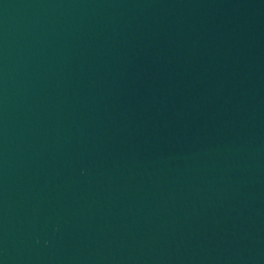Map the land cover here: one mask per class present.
I'll return each mask as SVG.
<instances>
[{"label": "water", "instance_id": "water-1", "mask_svg": "<svg viewBox=\"0 0 264 264\" xmlns=\"http://www.w3.org/2000/svg\"><path fill=\"white\" fill-rule=\"evenodd\" d=\"M0 264H264V0H0Z\"/></svg>", "mask_w": 264, "mask_h": 264}]
</instances>
